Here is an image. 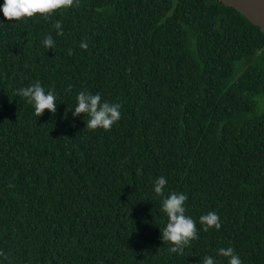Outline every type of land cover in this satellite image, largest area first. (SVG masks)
<instances>
[{
  "label": "trees",
  "instance_id": "1",
  "mask_svg": "<svg viewBox=\"0 0 264 264\" xmlns=\"http://www.w3.org/2000/svg\"><path fill=\"white\" fill-rule=\"evenodd\" d=\"M0 21V264H227L217 249L229 246L264 264L257 25L219 0H73ZM36 81L54 91L55 114L36 117L15 94ZM81 90L119 103L120 119L85 127L70 111ZM161 175L196 221L180 253L159 239ZM208 211L219 229L203 230Z\"/></svg>",
  "mask_w": 264,
  "mask_h": 264
},
{
  "label": "clouds",
  "instance_id": "2",
  "mask_svg": "<svg viewBox=\"0 0 264 264\" xmlns=\"http://www.w3.org/2000/svg\"><path fill=\"white\" fill-rule=\"evenodd\" d=\"M73 5V0H3L0 3V15L6 21H15L21 18L33 17L41 14L45 18L57 9H66ZM0 23H3L0 21ZM54 27L59 30V21L55 22ZM59 35L60 32L58 31ZM41 45L46 49L54 46L52 36L45 35L41 40ZM86 48L87 44L82 42L80 45ZM70 54V50H69ZM15 94L26 99L33 109L36 117L47 110L49 114H55L57 108V98L54 91L45 89L39 81L27 87L17 88ZM121 105L110 102L102 98L100 93H90L81 90L75 95V105L71 109L72 117H80L86 114L88 119L85 127L88 129L102 128L109 129L116 123L121 116ZM168 183L165 176L161 175L152 181V193L160 199L161 211L166 215V223L162 230H159V239L170 244L169 251L180 253L189 242L197 237L196 221L186 214L185 201L188 199L183 192L172 191L165 193V186ZM199 222L203 230L210 228L219 229V216L215 211H208L200 215ZM217 255L227 258V264H242L241 258L229 247L217 249ZM199 264H217L216 259L211 255H205L199 260Z\"/></svg>",
  "mask_w": 264,
  "mask_h": 264
},
{
  "label": "water",
  "instance_id": "3",
  "mask_svg": "<svg viewBox=\"0 0 264 264\" xmlns=\"http://www.w3.org/2000/svg\"><path fill=\"white\" fill-rule=\"evenodd\" d=\"M225 6L233 7L264 33V0H219Z\"/></svg>",
  "mask_w": 264,
  "mask_h": 264
},
{
  "label": "bare ground",
  "instance_id": "4",
  "mask_svg": "<svg viewBox=\"0 0 264 264\" xmlns=\"http://www.w3.org/2000/svg\"><path fill=\"white\" fill-rule=\"evenodd\" d=\"M68 61V60H67ZM48 206V205H47ZM46 212V211H45ZM72 236V235H71Z\"/></svg>",
  "mask_w": 264,
  "mask_h": 264
}]
</instances>
